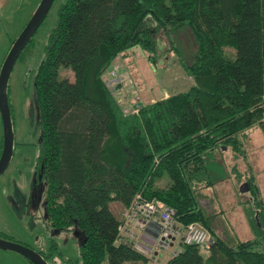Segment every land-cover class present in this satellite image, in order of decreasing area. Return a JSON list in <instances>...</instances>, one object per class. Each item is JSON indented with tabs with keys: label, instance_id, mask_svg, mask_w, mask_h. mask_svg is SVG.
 <instances>
[{
	"label": "trees",
	"instance_id": "trees-1",
	"mask_svg": "<svg viewBox=\"0 0 264 264\" xmlns=\"http://www.w3.org/2000/svg\"><path fill=\"white\" fill-rule=\"evenodd\" d=\"M181 27L196 43L192 62L173 50L193 84L123 112L107 67L134 47L155 62L157 36ZM43 49L34 89L46 223L81 229V264H146L142 252L119 240L121 219L110 206L126 208L137 194L210 234L208 253L180 243L164 264H264V202L253 177L243 181L251 239L218 233L220 212L200 203L203 190L228 176L219 167L227 150L244 155V132L264 122V0H64ZM61 68L73 80L60 78ZM37 252L48 261L57 244Z\"/></svg>",
	"mask_w": 264,
	"mask_h": 264
},
{
	"label": "rangeland",
	"instance_id": "rangeland-1",
	"mask_svg": "<svg viewBox=\"0 0 264 264\" xmlns=\"http://www.w3.org/2000/svg\"><path fill=\"white\" fill-rule=\"evenodd\" d=\"M40 1L0 0V68L9 41L17 37ZM62 2L64 0L54 1L36 32L33 44L23 50L9 76L7 93L15 148L6 170L0 175V232L45 253L49 251L51 241H55L58 252L50 257L48 264H81L80 246L85 236L75 225L69 230L48 227L45 182L38 174L41 133L34 89L35 76L44 56L43 47L47 34L55 25L57 8ZM157 45L155 62L151 63L146 53L139 47H134L116 57L104 72L106 81L113 88L115 100L125 113L136 104L151 103L184 91L193 84V79L187 75L173 50V47L178 46L184 63L192 62L196 43L191 30L181 27L171 31L169 36L160 33ZM59 74L60 78L73 80L68 68H61ZM1 139L0 117V143ZM243 141L244 155L236 156L232 150H227L219 167L228 176L214 187L203 190V197L200 199L207 211L220 212L217 215V231L220 234H225L226 230L232 235L231 232H236L235 229L241 225H245L248 231L244 209L246 205L242 202L247 200L243 196L246 193L238 194L236 190H239L246 178L253 177L255 181L264 178V122L263 125H255L245 131ZM166 181L167 177L159 181L158 185L165 186ZM238 201H241L240 205ZM115 203L117 202L110 204L113 211L119 210ZM180 249L181 246L175 240L173 246L169 245L161 251V263ZM200 249L202 253L209 251L203 246ZM153 250H157L155 245ZM146 257L148 262L151 256ZM0 264L31 263L16 252L0 249ZM103 264L108 263L105 260Z\"/></svg>",
	"mask_w": 264,
	"mask_h": 264
},
{
	"label": "built area",
	"instance_id": "built-area-1",
	"mask_svg": "<svg viewBox=\"0 0 264 264\" xmlns=\"http://www.w3.org/2000/svg\"><path fill=\"white\" fill-rule=\"evenodd\" d=\"M151 223L158 224L153 245L157 250L145 247L137 242L136 231H146ZM136 229L129 230L128 228ZM125 237H122V236ZM119 240L130 244L145 256H151L147 264H161V251L171 245L175 240L188 245L203 246L209 249L211 237L206 228L198 222H191L186 226L181 225L173 216L172 211L164 205H158L153 201H143L137 194L132 203L124 208L121 213V224L119 226ZM177 252H173V255Z\"/></svg>",
	"mask_w": 264,
	"mask_h": 264
},
{
	"label": "water",
	"instance_id": "water-1",
	"mask_svg": "<svg viewBox=\"0 0 264 264\" xmlns=\"http://www.w3.org/2000/svg\"><path fill=\"white\" fill-rule=\"evenodd\" d=\"M54 0H41L26 22L20 33L14 39L0 68V117L2 121V149L0 154V175L6 170L13 154L14 134L9 105L7 87L13 66L20 53L29 43L41 23L47 16ZM249 185L244 182L239 187L240 193H247ZM258 223V221H257ZM259 225V224H258ZM0 249L10 250L25 257L32 264H48L47 261L34 249L22 243L7 240L0 237Z\"/></svg>",
	"mask_w": 264,
	"mask_h": 264
},
{
	"label": "crops",
	"instance_id": "crops-1",
	"mask_svg": "<svg viewBox=\"0 0 264 264\" xmlns=\"http://www.w3.org/2000/svg\"><path fill=\"white\" fill-rule=\"evenodd\" d=\"M257 180V179H256ZM255 181V180H254ZM255 183L257 184V186L259 187V190L262 194V198H263V202H264V178H261L259 179L258 181H255ZM233 184V183H232ZM243 196L247 197V193L244 194ZM242 201V200H241ZM241 201H238L237 203L240 205ZM242 202H245V201H242ZM115 205H118L119 206V210H116L113 211L112 208L111 210L120 217L121 219V212L122 210L124 209L123 206L120 204V203H115ZM242 205V204H241ZM246 220V224H247V228H248V231L246 230V227L245 225H241L240 227H237L235 229L236 232H231V234L240 239V240H247V239H251L252 238V232L250 231V228H249V225H248V222H247V219ZM241 228V229H240ZM129 230H134L136 231V229H132L131 227L128 228ZM240 229V230H239ZM157 230H158V224L157 223H151L150 226L147 228L146 231H136L138 233V236L136 237V240L137 242H139L140 244H142L143 246L145 247H148V248H151V249H154V245H153V238L156 236L157 234ZM225 231V230H224ZM241 231V232H240ZM219 233V232H218ZM231 235V236H232ZM178 241V240H177ZM179 245L181 246L180 244V241H178ZM174 242L170 245V246H173ZM175 252H178V251H175ZM22 256V255H21ZM19 258V257H17ZM25 258V257H24ZM169 259V258H168ZM167 259V260H168ZM21 260V259H19ZM166 260V261H167ZM166 261H164L163 263L161 264H164Z\"/></svg>",
	"mask_w": 264,
	"mask_h": 264
},
{
	"label": "flooded vegetation",
	"instance_id": "flooded-vegetation-1",
	"mask_svg": "<svg viewBox=\"0 0 264 264\" xmlns=\"http://www.w3.org/2000/svg\"><path fill=\"white\" fill-rule=\"evenodd\" d=\"M40 177H41V174H40Z\"/></svg>",
	"mask_w": 264,
	"mask_h": 264
}]
</instances>
